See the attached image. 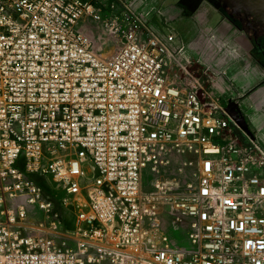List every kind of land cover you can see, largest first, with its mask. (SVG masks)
Segmentation results:
<instances>
[{
    "label": "built area",
    "instance_id": "built-area-1",
    "mask_svg": "<svg viewBox=\"0 0 264 264\" xmlns=\"http://www.w3.org/2000/svg\"><path fill=\"white\" fill-rule=\"evenodd\" d=\"M138 2L0 0V264H264V145ZM174 155L193 179L155 189L190 253L152 240L143 195Z\"/></svg>",
    "mask_w": 264,
    "mask_h": 264
},
{
    "label": "crops",
    "instance_id": "crops-1",
    "mask_svg": "<svg viewBox=\"0 0 264 264\" xmlns=\"http://www.w3.org/2000/svg\"><path fill=\"white\" fill-rule=\"evenodd\" d=\"M136 6L150 23L172 22L191 68L206 71L224 99L238 97L237 109L264 145V54L245 43L235 12L219 0H139Z\"/></svg>",
    "mask_w": 264,
    "mask_h": 264
},
{
    "label": "rangeland",
    "instance_id": "rangeland-1",
    "mask_svg": "<svg viewBox=\"0 0 264 264\" xmlns=\"http://www.w3.org/2000/svg\"><path fill=\"white\" fill-rule=\"evenodd\" d=\"M99 25L101 26L100 30H94V27H91L89 32L91 31L94 33L95 39L99 42L100 46H102V44L108 40L109 33L106 28H104L101 24ZM99 53L105 56V47H100ZM234 129L237 135H242L238 128L235 127ZM187 159L188 158L185 156H172L170 158V164L165 168L166 174L162 175V177H159L156 172L152 171L151 168H147L143 174V195L145 198L151 196L156 197V200L158 201L157 204L159 206L157 214L161 216L158 226L155 229L150 228L152 240L160 247H167L184 253H190L197 250V246H195L189 239L191 220L181 219L179 222L177 221V215L173 212H164L165 209L166 211L168 210L169 206L167 203H163V199L159 196V194H157L155 182L157 179L161 178L178 183L179 190L177 191V195L183 194V187L190 182L191 179H193V170L191 168L184 169L183 167V163Z\"/></svg>",
    "mask_w": 264,
    "mask_h": 264
},
{
    "label": "flooded vegetation",
    "instance_id": "flooded-vegetation-1",
    "mask_svg": "<svg viewBox=\"0 0 264 264\" xmlns=\"http://www.w3.org/2000/svg\"><path fill=\"white\" fill-rule=\"evenodd\" d=\"M228 10L235 12L238 22L240 23V29L245 34V43L252 47L254 51L258 52L262 56L264 54V15L257 12H247L238 7L225 4Z\"/></svg>",
    "mask_w": 264,
    "mask_h": 264
},
{
    "label": "water",
    "instance_id": "water-1",
    "mask_svg": "<svg viewBox=\"0 0 264 264\" xmlns=\"http://www.w3.org/2000/svg\"><path fill=\"white\" fill-rule=\"evenodd\" d=\"M233 7H238L247 12H257L264 14V0H225ZM238 104L229 102L226 112L236 121L239 127L247 134L251 135L245 118L241 116L240 110L237 109Z\"/></svg>",
    "mask_w": 264,
    "mask_h": 264
},
{
    "label": "bare ground",
    "instance_id": "bare-ground-1",
    "mask_svg": "<svg viewBox=\"0 0 264 264\" xmlns=\"http://www.w3.org/2000/svg\"><path fill=\"white\" fill-rule=\"evenodd\" d=\"M105 54V53H104ZM113 54V50H108V49H106V55L105 56H103V57H106V58H108V57H110V55H112Z\"/></svg>",
    "mask_w": 264,
    "mask_h": 264
}]
</instances>
